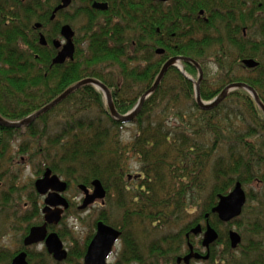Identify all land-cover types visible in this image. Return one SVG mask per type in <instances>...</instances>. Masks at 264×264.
Returning <instances> with one entry per match:
<instances>
[{"label":"trees","instance_id":"trees-1","mask_svg":"<svg viewBox=\"0 0 264 264\" xmlns=\"http://www.w3.org/2000/svg\"><path fill=\"white\" fill-rule=\"evenodd\" d=\"M93 2L107 3L109 9H90L86 17H76L74 26L84 22L83 38L77 41L74 61L63 65H52V52L27 43L28 28L18 26L0 35L1 118L19 122L86 79L103 83L116 111L126 115L175 57L201 65L203 101L214 100L231 84L243 83L264 104V26H258L259 42L249 34L260 23L256 13L264 12L262 0H253L251 8L249 0L88 1ZM159 49L164 53L158 55ZM244 59L259 66L247 69ZM210 65L215 66V75L209 74ZM183 66L197 81V67L188 62ZM195 84L176 67L169 68L130 122L137 132L129 144L122 139L126 123L112 116L99 89L84 85L26 129L2 127L0 159L14 162L13 157L3 160V155L20 138L23 143L15 153L28 158L20 164L24 169L31 166L38 177L51 169L77 187H91L100 180L109 193L107 205L116 208L121 220L107 217L103 213L107 209L98 220L122 231L128 256L141 264H171L188 253V242L195 248L201 245V240L197 245L193 235L190 240L186 235L206 221L207 214L219 241L211 247L206 264H264V113L239 88L213 110H202ZM132 160L142 167L135 186L129 183ZM238 182L243 187L255 184L258 191L247 192L242 215L228 224L237 225L242 237L234 250L228 234H221L220 228L228 225L212 210L219 196L228 195ZM39 198L33 184L23 190L16 181L2 192L0 204L12 209L5 223L12 228L25 224L23 238L39 225L31 218L42 221ZM85 249L80 246L74 253L73 248L69 264H81ZM27 251L31 264H53L45 251ZM14 255L0 257V264H10Z\"/></svg>","mask_w":264,"mask_h":264},{"label":"water","instance_id":"water-1","mask_svg":"<svg viewBox=\"0 0 264 264\" xmlns=\"http://www.w3.org/2000/svg\"><path fill=\"white\" fill-rule=\"evenodd\" d=\"M155 2H163L168 3L172 0H153ZM71 3V0H63V5L60 9H64L68 7ZM94 8L106 11L108 9L107 4H94ZM203 13V12H201ZM62 35L66 38L67 44L64 46L62 51L58 54V56L54 59L53 64L61 65L67 59L73 60L75 54V47L72 42V38L74 36V32L69 26H65L62 29ZM44 41V37L42 38ZM59 45V43H57ZM164 53V50H157V54L161 55ZM191 62L193 63L197 69L199 70V78L197 81H193L196 83V100L199 104V107L202 110H213L216 108L221 102H223L229 93L233 89H244L246 90L256 101L258 106L262 109L264 113V104L261 102L258 93L249 85L243 83H234L227 86L222 93L210 102H205L201 99L200 96V83L203 80V71L197 62L192 59L184 58V57H175L170 59L162 68L160 74L157 77L154 85L140 98L136 107L130 113L126 115H120L113 104L111 93L108 88L101 82L96 81L94 79H86L81 81L80 83L74 85L69 88L66 92H64L61 96L55 99L53 102L39 110L38 112L30 115L29 117L19 121V122H10L6 121L0 117V128L6 127L11 129H21L26 128L32 123H34L39 117L43 114L47 113L62 101H64L69 95H71L75 90L79 89L84 85H93L97 89L101 90L107 100V104L112 116L124 123H130L134 118L140 113L145 101L147 98L156 91L167 71L171 67H176L180 70L182 74L188 77L187 72L184 69L183 63ZM242 64L247 69H254L259 66V62H256L253 59H244ZM189 78V77H188ZM68 188V184L60 179L57 175H54L50 169H47L44 173L43 177L36 181L35 189L37 193L41 196H47L45 200V208L43 209V214L45 217V223L42 226H35L30 229L29 235L24 240V245L26 247H30L35 244H39L41 242H45L47 250L49 254L53 255V257L62 262L67 258V252L63 248V244L58 237L57 234L51 233L48 234V225H57L61 216L64 212V209H68L69 204L66 199L62 197L63 193L66 192ZM93 192L90 193L86 186H80V189L85 193L86 198L84 200V205L82 209L87 208L89 205L94 204L97 200H104L106 197V190L100 180H95L92 182ZM247 203V194L243 188L241 182L236 183L234 189L226 196H219L218 204L213 208L212 213L216 214L219 220L222 223L228 224L235 219L239 218L242 215L243 209ZM59 207V208H58ZM61 207V208H60ZM209 214L206 215V226L205 230L201 225L193 228L189 234H187V238L189 239L190 234L194 236L203 235L202 246L208 251L206 256H201L198 253L194 252V248L191 244H189L190 253L183 258L178 259V263L184 262L185 264H190L192 259L196 260H208L209 259V250L211 246H213L219 240L218 232L210 225L208 218ZM121 236V232L100 222L97 227V234L91 242L87 255L85 257V264H107L106 259L110 255L112 248L115 242ZM229 239L232 249H237L238 246L242 243V238L238 232L231 230L229 232ZM12 264H29L27 261V253L22 252L17 255Z\"/></svg>","mask_w":264,"mask_h":264},{"label":"flooded vegetation","instance_id":"flooded-vegetation-1","mask_svg":"<svg viewBox=\"0 0 264 264\" xmlns=\"http://www.w3.org/2000/svg\"><path fill=\"white\" fill-rule=\"evenodd\" d=\"M46 1H47V3H46V5H44ZM88 1L89 0H71V3L68 7L64 8V9H60V7L63 5V0H0V35L6 34L9 32L11 33V31L18 26H20L21 28H22V26H23V28H28V29H25V30H28V32L25 33L26 34L25 39H26L27 43L30 46H34L37 48L39 47L38 49L46 50V52H52V54H54V57H53L51 63H52V65H56V64H53L54 59L58 56V54L62 51L64 46L67 44L66 38L62 35L63 27L69 26L72 29V31L74 32L72 42L74 44L75 54H76L77 41L80 40L79 36H77V30H76L75 26L73 25L75 23L76 17H80V19L84 18L85 16H87V13L90 12V9L97 11V12H105V11H101V10L94 8V4H96V3L107 4V3L93 2L90 5L88 3ZM158 3H163V2H158ZM168 3H163V4H168ZM108 9H109V5H108ZM108 9L106 11H108ZM201 15H202V13H201ZM58 19H61V20H58ZM30 33H32V34H30ZM43 37H44V41H42ZM57 43H59V45H57ZM29 45H27V46L21 45V46L23 49L27 50L29 48ZM75 54H74V59H75ZM74 59L73 60L67 59L63 64H65L66 62H69V61H74ZM63 64H61V65H63ZM22 129H24V128H22ZM132 179L136 180V178H134V177H132V178L129 177V181H131ZM66 183L68 184V188H67L66 192L63 193L62 197L68 201L69 207H68V209L62 208L64 210V212L61 216L62 218H61L60 222L57 225H48V227H47L48 234L55 233L60 238V240L63 244V248L67 252L66 260H64L62 262L57 261L53 257V255L49 254L45 242H41L39 244H35V245L30 246V247H26L24 245V240L29 235V233H28V235H26L23 238L22 245H21L19 251L12 258L10 264H12L14 258L22 252L27 253V261L29 264H31L30 259H29V257H30L29 251H27V250L34 251L33 248L36 246H39L41 244H44V246H45L44 249L41 251H36V252L45 251L47 253V255L50 257L51 261L52 262L54 261L53 264H69L70 255L72 254L71 248L67 249L65 247L64 242H63L64 238H62L61 234L58 231L56 232V229H55L60 224H63L64 217L66 216L68 210L70 209L71 206L74 205L73 201H71L70 199L65 197V194L67 193L68 189L70 188L69 183L68 182H66ZM0 185H1V180H0ZM80 186H82V185H79L77 187V189L79 191L78 192L79 194H83V201H82L81 206L78 207V210H80V211L87 210L90 207L95 206L98 202H100L102 207H104V205L106 204L105 200H106L107 195H108V191H107V189H105V187H104V189L106 190L107 194H106V197L104 200H97L94 204L89 205L85 209H82L86 195L80 189ZM87 189L89 190L90 193L93 192L92 186L87 187ZM36 193H37V191H36ZM39 196L45 197L44 203H43V208L41 209L42 222L39 225H35V226H42L45 223V217L43 214V209L45 208V200H46L47 196H41V195H39ZM100 222H103L104 224H106V225H108V226H110V227L121 232V236L115 242L110 255L106 259V263L110 264L109 263L110 259L115 255L114 249L117 246V244H120V246H121L120 251H119V253L116 254L114 263H111V264H141L140 261L136 257H133L132 255L128 256L129 251L125 250L126 243H125V240H123L122 231L120 229H117L116 227H113V226L107 224L103 220H95V222L93 224V230L94 231L91 232V236H89L85 240L84 244L83 243H81L82 245L80 244V246H82V247L86 246V249L84 251V255H83L80 263L85 264V257L87 255L88 248H89L91 242L93 241L94 237L97 234V227H98V224ZM35 226H33V227H35ZM29 232H30V230H29ZM186 238H187V235H186ZM188 240H190V238ZM73 243H74L73 248H75V251H74V253H75L78 251L79 246H78L77 242H73ZM189 244H191L193 246V244L191 242H188V249H189ZM216 245L217 244H215L214 246H216ZM201 246H202V236H201ZM193 248H194L195 253H198L203 257L206 256L205 255L206 249H204L203 246H202L201 251H198L194 246H193ZM189 253H190V249L188 250V253H185L183 256L176 257L174 262L171 264H185L184 262L178 263V259L185 257ZM207 254H208V251H207ZM209 255H211V250H209ZM209 259H210V256H209ZM209 259L207 261H209ZM207 261H205L203 259H200V260L192 259L190 261V264H205V262H207Z\"/></svg>","mask_w":264,"mask_h":264},{"label":"rangeland","instance_id":"rangeland-1","mask_svg":"<svg viewBox=\"0 0 264 264\" xmlns=\"http://www.w3.org/2000/svg\"><path fill=\"white\" fill-rule=\"evenodd\" d=\"M252 1L253 0H249V3H248L249 7H251L250 5L252 4ZM259 1H261V0H259ZM256 15H259V16H256V18L260 19V23L256 26V28H252L249 31V34L251 33V35L253 36L252 39L255 42H259L261 35H260V28H258V26L259 27L264 26V12L261 10V11L257 12ZM83 24H84V22H79V23L75 24V28H76L77 33L79 34L80 38H83V34H84V32L81 31ZM216 72L217 71H216L215 66L210 65L209 66V74L215 75ZM240 74H242V73L240 72ZM198 76H200V75L198 74ZM104 98H105V96H104ZM105 100H106V98H105ZM106 102H107V100H106ZM136 132H137V128L135 125L130 124V123L126 124L125 130L122 132V139H123L124 143H126V144L131 143L133 141V137L136 134ZM24 133H25V131H22L21 134H24ZM22 141L23 140H21L19 138V139H16V141H15L16 144L10 143V148L6 149V151L3 155V158H5L3 160H7V159H10L11 157H13L14 158L13 163L2 161V159H0V180H1L0 197H2V192L7 191V189L10 188L11 184L13 185V183L15 181H16V184H19L24 190L26 187L30 186L31 184L34 185L36 180H38L40 178V177H38L36 172L32 168H30L31 166L24 169L23 165L20 164L22 159H25V158L28 159L26 157V155L23 156V155H19L18 153H15V152L20 150V148L22 146L20 144L23 143ZM130 167H131V172H130L129 176H132L135 178L139 177L137 175L140 174V171L142 169L139 162L137 160H132V162L130 163ZM8 171H10L11 173H9ZM60 179L62 181L67 182L65 178L60 177ZM135 182H137V180L132 179L131 181H129V183L132 186L136 185ZM34 189H35V187H34ZM244 189L246 190V193L249 190H252L253 192L256 193L258 191V186L255 184L250 185V186L245 185ZM76 190H77V186L73 183H70V188L68 189L67 193L65 194V197H67L68 199L73 201L74 205L71 206L70 209L68 210L66 216L64 217L63 224H60L59 226H57L55 228L56 232L58 231L61 234L62 238H64L63 242H64L65 247L67 249L71 248V251L73 250V245H74L73 242H77L78 246L80 247V244L81 243L84 244L85 240L89 236H91V232L94 231L93 230V224H94L95 220H98V215L103 210L107 209V211H104L103 213L106 214L107 217H111L113 215L112 219L117 220L116 223H119L121 220V218H119V213L113 211L116 208L111 207L110 204L107 205L108 200L110 199L108 197L109 193H108L107 198L105 200L106 204L104 205V207H102L101 203L98 202L95 206H92L87 210L80 211V210H78V207L81 206V204H82L83 194H79ZM112 192H114V190ZM122 196L125 197V195H122ZM44 199H45V197L39 198L40 211L43 208ZM24 200L29 205H31V203L28 202L26 196L24 197ZM195 210L197 212H199V210H201V209L198 207H195ZM11 211H12V209H10L9 207H6V206H3L2 204H0V249H2L4 251V252L0 253V257H4V256L8 257L11 254H16L19 251V249L22 245V241H23V231H22L23 228L22 227H24L25 224H23V225L16 224L15 225L16 227L12 228V224L8 223V225H7L5 223V222H7L6 218H5L6 214L10 213ZM109 211H111V212H109ZM18 213L24 214L23 209L18 208ZM13 219L14 218H12L11 220H13ZM39 221H40L39 218H31V223L38 222V224H40ZM199 224H201L202 226L205 227L206 221H202ZM220 229H221L222 235L228 234V231H230V230L236 231L238 233L240 231V229L238 228L237 225L234 226L232 224L228 225V226H224V228L221 227ZM193 240H194V243L198 245L199 241L201 240V236L194 237ZM224 242H226V241H224ZM44 247H45L44 244H41L39 246L34 247L33 250L34 251H41L44 249ZM197 247L199 249L200 248L202 249L201 245H198ZM223 247H224V243L217 246L216 249L218 252H220ZM120 248H121L120 244H117V246L114 249L115 255L109 261L110 264L114 263L116 254L119 253ZM185 251L187 252V248H186V250H184V253H185ZM1 263H3V262H1ZM206 263L207 262H205V264ZM218 263H219V261H217V264Z\"/></svg>","mask_w":264,"mask_h":264},{"label":"bare ground","instance_id":"bare-ground-1","mask_svg":"<svg viewBox=\"0 0 264 264\" xmlns=\"http://www.w3.org/2000/svg\"><path fill=\"white\" fill-rule=\"evenodd\" d=\"M207 1H208V0H207ZM262 2H264V0H262ZM262 2H261L259 5L262 6ZM248 3H249V2H248ZM248 6H249V4H248ZM250 6H252V5H250ZM250 8H251V7H250ZM202 14H203V13H202ZM209 16H212V15L210 14ZM193 61H194V60H193ZM195 62H196V61H195ZM188 63L194 65V64L191 63V62H188ZM197 63H198V62H197ZM198 64H199V63H198ZM194 66H195V65H194ZM195 67H196V66H195ZM187 74H188V73H187ZM183 75H184V74H183ZM184 76H185V75H184ZM187 76H188L189 78L186 77V76H185V77H186L187 79H189L190 81H192V82L195 81V80H194L189 74H188ZM135 107H136V106H135ZM209 218H210V217H209ZM209 218H208V220H209ZM218 219H219V218H218ZM196 226H198V225H196ZM196 226H195V227H196ZM195 227H194V228H195Z\"/></svg>","mask_w":264,"mask_h":264}]
</instances>
